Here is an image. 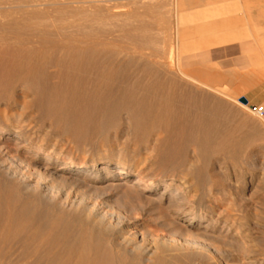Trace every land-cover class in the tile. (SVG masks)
<instances>
[{
  "label": "rangeland",
  "instance_id": "rangeland-1",
  "mask_svg": "<svg viewBox=\"0 0 264 264\" xmlns=\"http://www.w3.org/2000/svg\"><path fill=\"white\" fill-rule=\"evenodd\" d=\"M14 1L16 0H0V12L14 11L18 0ZM39 1L37 8L40 9L36 8V10L41 12L35 16L36 18L33 16L34 20L33 17L30 19L31 27L41 28L40 30L50 29L49 31L53 34L57 33L63 37L85 38V35H88L86 38L92 37L101 41L106 39L103 42L106 46L99 59L105 62V67L115 68V73L113 71V79H115L112 81L114 83L107 85L109 93L105 91L104 95L97 96L102 99L92 97L90 102L94 107L92 106L91 109L96 108L97 110L90 111L89 108L90 110L85 111V115L91 114L89 118L93 119L87 124L79 122L78 124L69 112H65L68 116L63 113L55 119L52 111L56 109L57 103L55 102L58 99L52 95L43 94L35 97V94H28L32 96L31 98L28 95H21L18 90L16 96H18L19 104L14 105L5 99L8 92L0 91V95L5 99L0 103V112L6 111L24 120V126L28 128L26 130L23 126V130L33 138L30 150L23 149L17 152V144L24 143V141L14 137L18 127L12 128L9 140H0V152L4 151L2 154L7 158L3 157L7 163L11 164L17 155L31 158L30 164L34 168L32 169L34 176L41 174L47 177L46 182L49 185L54 184L59 189L61 187L63 194L70 198L79 200L86 198L85 201L90 206L105 208L106 211L116 215L117 222L113 223L114 229L116 228L115 231L122 229L125 237H163L178 240L183 237V240L193 238V240L202 241H207L206 239L210 237H235L226 240L230 251L247 255L249 252L250 256H255V258L264 254V117H257L251 110L253 106L264 107V102L257 101L259 91L256 89L260 82L246 81L243 72L240 79L233 77V80L228 79V67L221 64L227 60V46L230 44L221 43L224 33H184V45L181 41L179 42V29L197 30L211 26L219 18L231 19L235 11L234 4L229 0H195L193 2L186 0H108V3H91L87 4V7L85 4L75 3L79 1L83 3L86 0H58L57 6L50 3L51 0ZM85 7L90 11L87 8L89 12L85 10ZM88 13L94 14V17L88 16ZM82 16L92 19L82 18ZM80 19L84 20L79 21ZM88 25H91L93 29ZM230 36L233 39L234 34ZM108 46L113 47L109 49ZM168 51L172 54L171 58ZM210 52L214 55L215 63L208 59ZM50 60V63L54 65L57 58ZM161 60L164 64L159 62ZM200 65H208L211 68L215 66L221 75L219 82L217 81L218 73L210 68L206 69L208 72L204 70L200 73L204 74L203 78L202 75L197 76V67ZM172 66L173 68H170ZM182 71L184 74L181 73ZM207 73H209V78L217 76L216 86L212 79L204 78L208 76ZM161 75L163 78L160 77ZM179 75L182 76L181 79L178 78ZM194 77L199 79L197 81L200 84L195 81ZM183 78L185 79L183 81L187 83L182 81ZM137 80L151 85L162 80L175 88L178 86L179 91L186 90L184 93H187L188 97L189 94L196 96L199 94L198 97L202 95L200 97L202 98L208 91L206 96H211L220 105L216 111L214 123L216 126H213L214 131L211 136L214 138V146L207 149L202 157H198L192 145L186 141L188 135L182 130V133L177 130L180 133L176 132L177 137L174 142L166 145L165 142L168 141H166L165 134L158 131L154 133L148 123L142 126L144 127L142 130L134 129L124 105L120 104L126 102L120 92L125 88L135 91ZM173 80L177 83L175 81L173 83ZM133 82L136 84L134 85ZM222 93H226L227 96ZM216 96L218 99H215ZM105 97L111 98L108 99L112 101L110 102ZM36 98L38 101H35ZM122 98L124 101L121 100ZM242 98L248 101L247 105L241 103ZM21 99L24 100L23 106L27 105L25 108L22 106ZM103 99L108 101L102 102V105L106 104L105 111L102 109L104 107L100 106L101 103L98 104ZM94 102H97L99 107L96 104L95 106ZM190 102L188 101L189 104L186 102L189 108L187 107L186 111H188H185L189 118L193 117L194 113V110L192 113L189 109H194L197 104L192 101L193 104L196 103L193 106ZM99 110H103L100 111L102 117L98 116ZM94 111L98 112V115ZM174 111V113L177 112L174 114L175 118L176 115L180 118L183 112L178 114L179 110ZM91 112L95 117L92 118L93 113ZM101 113L106 114L104 116ZM103 116L104 119H102ZM99 117L102 121L98 119ZM2 154H0L1 157ZM48 154L51 156L48 157ZM121 163L126 166L127 170L124 175L120 176L113 168ZM62 164L83 165L85 169L72 175L58 171ZM103 165L106 169L100 170ZM187 165L189 170L191 168L190 171L185 170V167L188 169ZM119 177L122 179L119 180ZM139 177L141 184L133 185V180ZM154 185L156 191L151 195L140 190L142 187L151 188ZM129 186H134L136 189L130 190ZM177 199H180L183 204L189 202L186 210L198 214V221L192 222L189 217L181 218L174 214L175 210L172 206ZM242 237L250 238L244 241ZM247 242L251 245V249L246 247Z\"/></svg>",
  "mask_w": 264,
  "mask_h": 264
},
{
  "label": "bare ground",
  "instance_id": "bare-ground-1",
  "mask_svg": "<svg viewBox=\"0 0 264 264\" xmlns=\"http://www.w3.org/2000/svg\"><path fill=\"white\" fill-rule=\"evenodd\" d=\"M47 1L48 0H46V2ZM57 1L58 0H51V2H49L57 6ZM107 1L108 0H86L83 3L80 1L75 3L90 5L91 3H108L109 1ZM14 2H12L13 5ZM39 2V0H18V5L16 8L14 7V11L0 12V91H7L8 95L5 99L10 104L12 103L14 105L19 104L18 96H16L18 90L23 96L28 94H35V97L38 95L42 96L43 94L52 95L58 99L55 102L57 103L56 109L52 111L55 119L60 117L61 114L69 112L73 116L74 121L87 124V122L93 120L89 118L91 114H89V116L87 115L88 117L85 115V111L90 110L93 106V103L90 102L92 97L95 99L100 94L104 95L105 91L108 92L109 89L107 85L114 83L112 81L115 79H113L115 68L105 67V62L103 63L101 62L102 60L99 59V56L106 46L103 43L106 39L104 41L92 37H88V39L86 38L88 35H85V38L76 36L63 37L57 33L56 35L53 34L49 31L50 29L40 30L41 28L31 27L30 19H32L33 16L39 15L41 12L36 10L40 4ZM87 7H85V10L88 9ZM59 8H61V6ZM59 8L56 9L60 10ZM63 9H65V7H63ZM85 10L82 11L85 12ZM93 11L95 10L93 9ZM91 15L93 16L94 14H89L88 16ZM83 17L85 16H82V18ZM39 19L41 18L39 17ZM82 20L80 19L79 21ZM92 24L94 23L92 22ZM85 26L86 25H84V27ZM89 27L91 28V25ZM136 31L139 32V30ZM90 36H92V34ZM112 47L113 46H110V48ZM168 52L171 58L172 54L170 51ZM159 54L161 55V53ZM157 57L159 58V56ZM51 58H57L54 65L50 63ZM167 58H169V56ZM159 62L164 64L162 60ZM170 68H173V66ZM199 70L198 72H200ZM181 73H183V71ZM207 74L208 76L205 74L206 76H204V78H209V73ZM199 75L202 74L198 73L197 76ZM210 75L212 76L211 72ZM175 76L177 78V75ZM194 76H196V74ZM160 77H162V75ZM216 77L217 76H215V79H217ZM147 78L145 77V79ZM195 79V81L199 83V81H197L199 79ZM209 79H212V77ZM148 80H150V78H148ZM183 80L185 79L183 78L182 81ZM174 81L175 80H173V83L176 82ZM136 82L138 83L135 86V91H132L133 89H130L131 91L129 89L126 90L124 87L125 90L120 92V95L126 99L125 103L123 102L120 104L124 105V109L130 116L135 127L134 129L138 131L142 130V128L144 129L142 126L148 123L151 125L153 132L158 131L165 134L166 141H168L165 142L166 145L174 142V139L177 137V130L180 132L182 130V132L184 131L188 135V138H186L187 140H185L192 145L193 151L198 157H202L206 154L205 152L207 149L214 146V138L211 136L214 131L213 126L215 123L216 111L220 105L217 104L211 96H206L208 91H206V95L204 94L205 97L202 98H200L202 95L198 97L199 94L197 96L189 94L190 96L188 97L187 93H184L186 90L182 92L184 89L182 90L180 87L182 91H179L180 89L177 88L178 86L176 89L175 86L173 87L171 84L162 82V80L152 85L150 83L139 82V80ZM214 84L216 86V81H214ZM104 86L107 87L105 88ZM101 87H103V89ZM216 90L218 91V89ZM222 94L227 96L226 93ZM30 97L32 98V96ZM99 98L97 97V99ZM106 98L107 97H105V99ZM108 98L107 100L111 99ZM123 98L121 100H123ZM216 98L218 99V96H216L215 99ZM5 99L0 95V103ZM100 99H102V97ZM21 100V102L24 101L23 99ZM35 101H38L37 98ZM109 101L111 102L112 100ZM188 101H191L190 104H193V102L199 103L198 106L194 103L193 106L196 104L195 108L189 109V112L194 110V113L192 111L193 114L190 113L193 116L191 117L192 119L189 118L188 113H186L188 111H186L188 107L187 104H189ZM97 102L99 101L97 100ZM97 102H94V105L96 104L97 107H99L98 104L101 103L100 106L104 107L102 109H106L105 103L108 101L103 99L98 104ZM102 102H105V105H102ZM23 104L24 102L22 106ZM25 106H23V108H25ZM23 108L22 110H24ZM93 109H95V111L97 110L96 108ZM176 109L179 110L178 114L179 112H183L180 118L176 115L177 119L174 116V114L177 113H174ZM251 110L254 113L252 108ZM95 111L94 113H96ZM100 111L101 110H99V115L98 112L96 113L98 116H101ZM63 115L67 114L65 113ZM93 115L92 118L95 117V115ZM104 116L102 119L105 118ZM101 117L98 119L100 120ZM23 126L24 120L20 117H16L12 114L10 115L6 111L0 112V140L8 141L11 129L18 127L17 134L14 137L20 141H24V143L20 142L17 144V152L23 149H31V141L33 138L31 135L24 132L23 129L25 126ZM38 137L39 136H37V138ZM3 152L4 151L0 152V154ZM160 153H162V151H160ZM47 156L50 157L51 154ZM3 157V154L2 157L0 155V264H264V254H260L261 257L255 258V256H250L251 254H249V252L247 255L246 253L242 254V252L238 254L230 251L228 248L229 243H227L226 240L235 237H210L206 239L207 241L198 239L193 240V238H189L190 240L185 238L186 240H183V237L179 240L169 239L168 237V239L163 237H125L122 229L117 231H115L116 228L114 229L113 223L117 222V219H115L116 215L114 216L113 213L106 211L105 208H99L96 205L90 206L85 201L86 198L81 200L70 198L63 194L61 187L59 189L54 186L53 183H51L53 185H49V183L46 182L47 177L45 178L41 174L34 176L32 171L34 168H32L30 164L31 158L17 155L10 164L4 159L6 157ZM82 169H85L83 165L68 166L62 164L58 171L76 175ZM105 169L103 165L100 170ZM114 169L120 176L124 175L127 170L126 166L122 163L113 168V170ZM185 170L190 171L191 168L189 170V167L188 169L185 167ZM118 179L120 180L122 178L119 177ZM139 184H141L140 177L133 180V185ZM129 189L135 190L136 188H134V186H129ZM140 190L150 195L156 191L155 185L151 188L142 187ZM188 204L189 202L183 204V202H180V199H177L172 206L175 210L174 214L181 218L189 217L192 222L198 221V214L186 210ZM249 238L250 237H242V240L246 241ZM246 247L251 249V245L248 244V242Z\"/></svg>",
  "mask_w": 264,
  "mask_h": 264
},
{
  "label": "crops",
  "instance_id": "crops-1",
  "mask_svg": "<svg viewBox=\"0 0 264 264\" xmlns=\"http://www.w3.org/2000/svg\"><path fill=\"white\" fill-rule=\"evenodd\" d=\"M186 1L193 2L195 0ZM229 1L232 2L235 6V11L233 15H231L232 20L219 18L217 21L213 22L211 26L204 27L201 29H179V42L181 41L182 44L184 43V33H224V37L222 38L221 43L230 44L227 46V60L225 62H222L221 64L226 65L228 67V79L233 80L232 77L234 79H240V76L242 75L241 73L243 72L244 79L246 81L260 82L259 87L256 89L259 91L257 101L259 103H263L264 0ZM220 16L221 15H219V17ZM231 34H234L233 39L230 36ZM208 59L211 60L212 63H215L214 55L212 52L208 54ZM181 68L183 69L182 65ZM208 68L212 69L213 72H217L215 66L211 68L208 67V65H200L199 67H197V72L200 69V72L198 73H201L202 71ZM218 75L219 79L217 81L219 82L221 75L219 73ZM212 81H216L215 77H212Z\"/></svg>",
  "mask_w": 264,
  "mask_h": 264
},
{
  "label": "built area",
  "instance_id": "built-area-1",
  "mask_svg": "<svg viewBox=\"0 0 264 264\" xmlns=\"http://www.w3.org/2000/svg\"><path fill=\"white\" fill-rule=\"evenodd\" d=\"M254 113L256 114L257 117L263 118L264 117V107L262 106H253L252 107Z\"/></svg>",
  "mask_w": 264,
  "mask_h": 264
},
{
  "label": "water",
  "instance_id": "water-1",
  "mask_svg": "<svg viewBox=\"0 0 264 264\" xmlns=\"http://www.w3.org/2000/svg\"><path fill=\"white\" fill-rule=\"evenodd\" d=\"M241 102L244 103V104H247L248 103V101L245 98H242L241 99Z\"/></svg>",
  "mask_w": 264,
  "mask_h": 264
}]
</instances>
